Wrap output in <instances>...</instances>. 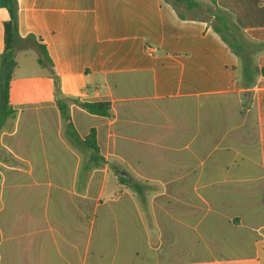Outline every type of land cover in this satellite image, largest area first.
<instances>
[{
  "label": "crops",
  "instance_id": "1",
  "mask_svg": "<svg viewBox=\"0 0 264 264\" xmlns=\"http://www.w3.org/2000/svg\"><path fill=\"white\" fill-rule=\"evenodd\" d=\"M203 1L231 16L239 43L258 45L257 52L241 51L257 70L251 87L239 84V58L209 23L179 18L172 0H17L23 40L15 54L44 46L51 63L42 54L36 62L49 67L67 96L86 91L77 99L109 101L112 110L120 100L112 88L134 78L147 86L142 99L167 106L158 110L163 122L141 109L138 126L132 109L108 122L113 146L120 136L114 125L124 122L125 148L117 175L124 182L116 177L107 197L103 181L94 187L97 175H90L80 186L48 192L40 212L37 193H11L8 214L0 192V264H264V0ZM29 35L34 39L25 40ZM52 98L49 79L9 82L14 114L16 106L26 108L0 131V167L6 153L31 165L34 122L61 136ZM175 103L178 118L170 110ZM69 111L84 137L76 119L87 113L74 104ZM18 179L19 188L37 184ZM240 245L249 250L232 251Z\"/></svg>",
  "mask_w": 264,
  "mask_h": 264
},
{
  "label": "rangeland",
  "instance_id": "2",
  "mask_svg": "<svg viewBox=\"0 0 264 264\" xmlns=\"http://www.w3.org/2000/svg\"><path fill=\"white\" fill-rule=\"evenodd\" d=\"M199 2L210 5L209 2H205L203 0H199ZM180 9L181 11L185 12L182 6H180ZM187 15L190 17L198 16L200 18L207 19V23L214 22L203 10L193 9L188 11ZM0 18L6 20L7 13L5 9L0 10ZM38 50L31 47L25 55H16L14 53V60L17 62V67L14 71L12 80H10L11 83L17 80L28 78L49 79L52 86L53 101L56 103L58 101L65 102L70 114L69 106L71 104L78 106V104L72 102L71 99L78 98V96L82 97L81 95L85 94L86 91L83 94H77V96H67V94H65L62 90L59 80L50 72L49 67L46 64L44 67H41L37 64L36 59L39 57V54L41 55V52ZM131 80L134 84L131 83L129 86L123 85L112 88L114 96L120 100L114 102V108L110 110L109 117L98 118L96 115L89 114L82 109L87 113V115H85V118H81L80 120L79 118L76 119V125L81 132H83V130L89 132L90 128L96 129V127L99 125L102 128V137L99 139L100 145L97 144L99 148L98 154L101 156V159L96 164L99 165L97 168L88 166V164H93V162H91L89 159L90 152L88 150L78 148L72 143L69 137L65 134L64 123L61 119V130L63 133H61V136L59 137L56 133L55 127L53 132L47 134L44 130H41L38 122H34V124L30 126L29 134L30 139L33 142L31 165L22 163L11 154L6 153L4 157L5 166L0 167V192L3 194V201L6 203V211L8 214H10L9 212L12 209L13 203L15 202V199L11 198V193H23L26 191H33V193H37L35 208L40 212L46 205L48 192L55 194V192L58 191L56 187L59 185L63 187H66L67 185L80 186L81 180L84 177L90 175H97L98 179V182L94 181L92 186L95 187L97 185V187H99L101 181H103L104 189H106L105 196L107 197L110 194L111 186L113 185V181L116 180L118 172L124 171V166L122 165V156L123 150L125 148V140L122 134L124 131V122L120 119L119 122L114 125V128L116 127L117 133H119L120 136L115 137V144L113 146V139L107 135L108 122L111 121L115 113L122 115V113L125 114V112H128L130 109H132L134 112L133 117L135 120L133 121L137 123L136 126H138L139 122L140 109L143 113L147 112L149 114L148 117L153 121L158 120L163 122L164 120L159 118L160 111L158 110L165 109L167 106L166 102L151 103L142 99L146 96L147 86L135 84L134 78ZM153 104L156 108L155 111L152 110V107L147 106H152ZM179 104L175 103L170 105V110L177 118L179 116ZM189 106L193 108L192 104ZM15 108L16 110L14 117H16L17 111L20 109H25L26 106L19 105ZM51 118L55 122L56 126L57 120L55 111H52ZM14 121L15 120H12L11 123H8L6 129L9 130L10 127H12V124H14ZM169 122L173 123L172 118L169 119ZM112 126L113 125L110 126V131ZM132 126L134 127V125ZM43 127H45V125H43ZM19 131L20 133L23 132V124L20 125ZM135 137L138 138L137 136ZM108 153L112 154L107 156ZM107 162L109 165H105ZM104 175L105 177L103 178ZM73 177H75V183H70ZM17 179L20 181V185H33V181H35L37 184H35L34 189L19 188L15 186V181ZM49 185L52 186L51 189L49 188ZM94 226H99L98 221ZM260 233L264 234V230H261ZM235 246L236 243L234 247ZM237 249L240 250L239 253L243 252L244 250H249L247 247L240 245L238 248H233L232 251H236Z\"/></svg>",
  "mask_w": 264,
  "mask_h": 264
},
{
  "label": "trees",
  "instance_id": "3",
  "mask_svg": "<svg viewBox=\"0 0 264 264\" xmlns=\"http://www.w3.org/2000/svg\"><path fill=\"white\" fill-rule=\"evenodd\" d=\"M172 8L175 10L177 16L181 19H202L207 22V19L200 18L198 16L190 17L187 15L188 11L193 9L203 10L207 13L208 17L214 21L209 23L211 28L220 36V38L228 45L230 50L239 58V84L243 89L251 87L256 80L257 70L253 66V62L249 56L241 53L242 50L251 48L257 52V44L252 43H239L238 34L236 36L235 26L231 20V16L218 8L214 3L203 4L197 0H172ZM182 6L183 11H181ZM0 8H4L7 11L8 17L3 22V51L0 55V131L9 117L14 114V110L9 105V82L12 78L16 62L14 60V53L17 44L22 41L17 32L18 26V4L17 0H0ZM231 37L233 42L228 39ZM33 36L29 35L25 40H33ZM37 48L42 54V57L49 63L50 60L47 56L45 47L37 44ZM41 63V61L39 60ZM72 102L78 104V106L85 110L87 113L100 116L109 117L111 110V103L109 101H80L77 98H72ZM57 109L61 120L64 123L65 134L69 137L72 143L81 149L88 150L90 152L89 159L93 162L92 168L99 167L96 165L101 156H99V148L97 146L96 130L90 128L89 132L80 137L75 130L71 121L70 114L68 112L67 104L63 101H58ZM119 183L124 182V178L117 176Z\"/></svg>",
  "mask_w": 264,
  "mask_h": 264
},
{
  "label": "water",
  "instance_id": "4",
  "mask_svg": "<svg viewBox=\"0 0 264 264\" xmlns=\"http://www.w3.org/2000/svg\"><path fill=\"white\" fill-rule=\"evenodd\" d=\"M119 176H120V177H123V176H124V174H123V173H120V174H119Z\"/></svg>",
  "mask_w": 264,
  "mask_h": 264
}]
</instances>
